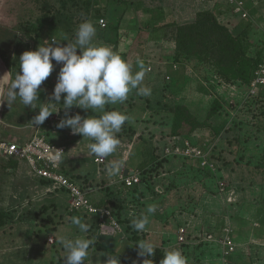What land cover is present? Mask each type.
Here are the masks:
<instances>
[{"label": "rangeland", "instance_id": "1", "mask_svg": "<svg viewBox=\"0 0 264 264\" xmlns=\"http://www.w3.org/2000/svg\"><path fill=\"white\" fill-rule=\"evenodd\" d=\"M42 1L0 0V40L4 41L3 37H6L5 45L0 48V80L9 73L11 75L5 88L10 87L16 74H21L19 57L23 52L35 51L40 46L67 47L75 44L79 24L85 20L91 21V17L85 16L84 13L64 10L58 0H52L50 3L56 16L55 27L51 30L46 27L42 40L35 43L25 38L19 29L41 14ZM124 2L127 3L126 7L123 5L118 7L120 12L117 17L121 18L112 21L108 27L109 20L106 17L107 27L104 30L96 28L93 43L98 46H110L132 65V75L141 70V61L146 69L147 63L149 64L151 71L145 72L141 85L151 76L154 87L161 88L160 94L155 93L151 96L155 108L156 101L165 102L164 106L158 109L162 112L157 120L170 124L175 105L186 106L189 112L203 123V127L195 130L190 138L198 142L204 137L207 144L210 141L212 150L208 158L215 163L216 171H206L207 169L198 166L196 161L179 155H165L164 150L163 152L158 150L155 154L156 161L149 166L148 174L145 176L147 186L141 180L135 188H125L121 183L117 184L121 197L127 195L142 199L139 204H135L136 214H147L149 204L157 205L156 212L148 214L149 224L145 229L147 232L135 231L131 227L132 217L125 212L121 215L119 210V214L117 213L119 216L115 213L114 216L117 217L113 219L118 223L120 231L113 236H102L98 232V222L92 223L86 219L88 215L71 211L68 199L61 190L41 183L40 179L34 177L27 164L17 162L15 168H10V162L0 156V210L8 214L6 224L0 228V264H65L67 252L60 243L61 237L96 238L94 245L89 249V258L84 264L107 263L109 256H117L120 264H143L146 257L138 255L137 246L133 252L129 246H124L123 253L113 251L115 245L112 247L113 250L104 248L105 244L111 242L107 239L120 237L135 244L140 240L153 242L151 239H156L159 246L155 249L160 253L165 255L167 251L179 249L188 261H192L189 264H193L200 263L196 262L198 261L196 259L200 261L203 254L198 248H193L192 252V247L201 243L202 237L208 235L212 238L210 242L204 243L212 250L210 254L215 256L214 254L219 253V258L208 259L215 262L218 260L217 264H226L229 256L242 252L245 256L253 253L252 261H258L257 264L264 261V240L258 241L257 238L259 234H264V226L259 227V221L264 220V166H259L264 164L261 159L264 150V99L248 98L246 86L241 85V92L237 97L230 94L228 86L236 85L237 81L227 83L219 76L218 71L223 69L227 75L229 68H224L222 58H218V51H208L202 56L194 53L184 60L179 57L178 63H183L184 69H172L176 45L173 41L174 27L171 26L193 22L197 11L202 10L201 2L207 3L209 0L191 2L189 0V4L195 5L192 7V14L188 16L185 15L188 8L186 0H124ZM107 3L110 4L109 8H114L115 3L110 0ZM218 3L220 6L212 10L206 7L204 10L214 12L225 10L227 14L218 16L217 20L227 27L228 34L234 37L246 29V23L250 22L251 26L248 27L246 35L240 39L245 53L250 57L256 56L261 50L259 43L264 40V0H244L250 15L248 20H242L238 15L232 14L225 0H219ZM162 7L170 10L163 12V18L161 15V21L158 20L166 25L146 29L142 20L143 15H146L145 10ZM203 31L204 29L197 28L193 30V35H202ZM81 51L82 49L77 47L76 54L80 55ZM62 66L63 62H60L59 66L53 65V71L49 76L52 93L53 84L57 83ZM176 66L179 67L178 64ZM229 72L232 73L231 70ZM178 73L183 74L182 80H178ZM49 85L42 83L39 86L36 108L22 105L17 98L13 110H10L6 91L0 93L2 131L11 133L15 131L14 126L25 132L22 139L30 138L29 124L39 114L40 105H44V99L47 97L44 89ZM141 85L137 87L140 88ZM15 91L18 92V89ZM162 92H166L165 95L162 96ZM163 97L169 99L165 100ZM217 104H223L224 108L209 116L210 109ZM94 112L103 114L99 110ZM52 120L56 122L55 119ZM206 125L220 129L223 134L220 133L215 139L213 131L205 127ZM157 128L169 131L164 126L157 125ZM158 129L153 130L156 135ZM152 147L153 141H140L133 154L147 159V155L150 157ZM143 150L146 155L142 153L139 155V151ZM77 163L82 166L81 168L86 164L85 167L91 174H96L98 170L99 163H94L92 157L86 156L83 162ZM68 164L67 166H74L75 159L69 157ZM219 193L222 195H218ZM217 195L221 197L218 198ZM134 201H138L137 198ZM118 206L122 205L119 203ZM131 208L132 205L129 208L126 205L125 210ZM73 217H79L82 222L89 225L87 233L81 232L78 226L72 223ZM222 221L225 228L230 227L233 230L238 227L246 234L244 236L246 240H236L235 234H232L231 241L235 245V250L225 257L222 244L219 242L224 229V226H220ZM240 221L245 225H239ZM180 227H184L189 236L186 237L184 244H179L177 240ZM248 230L250 231L247 232ZM223 235H226L225 231ZM50 238H53L52 242ZM251 238L256 242L251 241ZM248 244L255 246L254 249L250 251L246 247L242 248ZM259 247L261 250L258 254ZM94 255L97 256L96 260L91 262Z\"/></svg>", "mask_w": 264, "mask_h": 264}, {"label": "clouds", "instance_id": "2", "mask_svg": "<svg viewBox=\"0 0 264 264\" xmlns=\"http://www.w3.org/2000/svg\"><path fill=\"white\" fill-rule=\"evenodd\" d=\"M96 35V27L90 20L80 23L76 31V43L67 47L40 46L35 51H25L19 57L20 73L12 79L10 87L5 88L10 73L0 80V93L6 91L9 108L19 98V103L24 106L37 107L38 88L50 76L53 71L52 61L63 62L60 68L57 83L54 86L52 99L59 101L64 93V107L71 108L74 104L85 109L99 110L103 114L96 117L82 119L80 115L62 120L56 125L59 129L70 128L72 134L94 141L88 144L89 154L96 158H106L116 152L120 144L117 133L129 119L127 115L119 111H105L109 104L122 103L128 98L132 89L141 85L148 70L140 62L141 70L133 76L132 65L122 59L110 46L96 45L93 38ZM55 42V39H54ZM77 47L82 49L77 55ZM18 89V92L15 90ZM138 95L150 96L151 89L141 86ZM57 112V108L51 104L40 105L39 114L30 122L32 126H39L45 120ZM49 159L53 166H58L64 160L62 150L50 149ZM123 161H109L105 171L109 177L121 174ZM157 210L156 204H149L146 213L138 217L134 212L129 215L131 227L137 232H144L149 224V215ZM72 223L79 230L87 233L89 225L82 222L81 218L73 217ZM96 238H60L63 249L66 250L65 264H84L89 258V249L94 245ZM140 257L151 258L155 254V245L147 240L136 243ZM107 264H119L117 256H109ZM143 264H152L151 259H144ZM160 264H188V258L179 249L167 251Z\"/></svg>", "mask_w": 264, "mask_h": 264}, {"label": "crops", "instance_id": "3", "mask_svg": "<svg viewBox=\"0 0 264 264\" xmlns=\"http://www.w3.org/2000/svg\"><path fill=\"white\" fill-rule=\"evenodd\" d=\"M186 1H187V6L189 9L186 8V10L188 12L186 11L185 15L188 16V14H192V12H193L192 7L195 4H189L191 2V0H190V2H188L189 0H186ZM218 2H219V0H209V2H207V3L201 2V4H202L201 9L204 10L207 7L208 9L212 10L214 7L220 6ZM156 7H159V6H156ZM162 8L155 9V10H145L144 9L146 12V15L145 16L143 15L142 20L144 21V24L148 23L149 24L148 26H150L148 28L146 27V29L151 30V28L155 27V24H157V25L159 24L158 26H160L162 24L159 21H161V19L163 18V12L170 11V10H168V8H167V10L164 7H162ZM198 10H200V9H198ZM202 10H200V11H202ZM200 11H197V12H200ZM177 12H178V10H177ZM218 12L221 13V16L227 14L225 10H222V11L218 10ZM161 15H162V18H160ZM147 62H149V61H147ZM147 65H148V67H147L148 70L146 71V73L151 71V68L149 67L148 63H147ZM173 72H178V71H173ZM133 75H135V74H133ZM182 75L183 74L178 73V80L183 79ZM153 80H155V79H153ZM49 81L50 80L48 79L46 81V83H44V84L49 85L50 84ZM53 86H55V85L53 84ZM141 86L149 87L151 89V95L147 96V97L142 96V95H138L139 88L137 87L135 89H132V91L128 94V98L124 102L117 103V104H109V105L105 106V111H113V110L119 111V112L127 115L129 119L124 123L120 132L116 134L117 138L120 140V144L117 147L116 152L113 153L109 157L103 158L102 162H97L96 159H100V158H96V157L89 154L88 144L92 143L94 141L90 140L89 138L82 137L79 134H76V135L72 134L70 128L65 127L64 129H59L56 127V125L59 124L62 120H65L67 118H72L77 114L80 115L82 119H87V118H91V117L98 118L101 115L97 114L96 112L92 111L91 109H85V108L82 109L81 107L77 106L76 104H74L71 108L64 107V98H65L66 94L61 95V98L58 102L55 101L54 99H52V94H51L52 93V88H51L52 85L51 84L48 87L46 86L44 89L45 94H47L46 95L47 97H45V99H44V106L51 104L57 108V112L50 115L45 120V122L39 126H32L30 123L29 129H28L29 133L31 132V136L33 134L37 133V134L45 137L46 140H48L49 142L57 144V145H62L66 148L64 160L60 165V171L62 173H64L65 175L71 177L73 180H75L86 191L90 201L94 205L99 206L100 204L104 203L107 206H109V208H106V209H108L111 213V216L115 217V218H116V216H114V214L115 213L117 214L118 210H120L121 215L124 212L128 215L130 212H134L136 214L137 209H135L136 208L135 204H139L138 202H141V200H142L140 197H136L138 201H134L136 198H133L132 196H127V195L125 197H121L120 187L117 185L118 183H121L123 185V183H122L123 177L130 176L134 173H137L139 171L140 165L146 160L145 158L143 159V157L140 158V156H134V154H133L134 149H135L136 145L138 144V142H140L141 139H143V142H147V141L152 142L153 141L154 147H152V151H150V152H152L151 154H153L155 156V154L157 153L158 150H160V151L162 150V152H163V150H165L166 147H168L170 145L171 138L177 137V136H173V137L170 136V124L169 123H162L163 121L157 120V117H160L161 112H162L158 109L160 107H162V105L164 106L165 102L162 103V101L161 102L156 101V104H155L156 108H155V106L152 103L151 96L155 93L160 94L161 88L154 87L155 84L153 85V83L151 82V76H150V79L149 78L145 79L144 84ZM230 86H231L230 94L233 97H237V95L240 94V92H241L240 91L241 90L240 85L239 84H236V85L232 84ZM246 90L248 91L247 86H246ZM165 93L162 92V96L165 95ZM163 99H165V97H163ZM168 99L169 98H166L165 100H168ZM118 104L120 106H118ZM10 110H13V107L10 108ZM52 119H55L56 122H54ZM157 125L162 126V127L164 126V128H168L169 131L166 132L162 129L160 130L157 128ZM154 129L159 130L157 135L155 132H153ZM13 130H15V131H13L11 133H6L5 131H2V129L0 128V141L23 143L29 139V138L28 139H22V138H24L25 132L24 131L21 132L20 131L21 129H17L16 127L13 126ZM3 137H6V138L3 139ZM177 138H179V139H191V138H181V137H177ZM140 153L146 155L144 150H143V152L139 151V155H140ZM85 154H87V155H85ZM86 156L88 158L92 157L94 163H96V164L99 163V164H97L98 170H97L96 174H94V173L91 174L88 171V169H86V167H85L86 164H84V167L81 168L82 166L77 163V161L83 162L85 160ZM69 157H72L73 159H75L76 165L74 164V166L73 165L67 166ZM2 159H4V158H2ZM4 160H6V159H4ZM113 160L123 161V167L121 169V174L119 176L109 177L107 175L105 169H106L109 161H113ZM17 162H19V161H17ZM20 163H25V162L20 161ZM25 164H27V163H25ZM10 168H12L11 165H10ZM84 169H86V170H84ZM221 169H222V167H221ZM35 178H37V177H35ZM137 186L138 185H136L135 187H137ZM125 188H127V187H125ZM62 192L65 194L66 198L68 199L67 194L64 191H62ZM218 195H222V194L219 193ZM218 195H217V197H218ZM219 197H221V196H219ZM68 203H69V199H68ZM119 203L122 206H118ZM126 205H128V208L131 207V205H132L131 210H128V209L125 210ZM102 208H104V207H102ZM139 215H140L139 213L136 214L137 217ZM89 216H91V215L87 216V218H86L87 220H90L92 223H97V218L95 216L94 217H89ZM240 222L241 223L239 225H241V226L245 225L244 223H242V221H240ZM259 224H260L259 227H263L264 226V220L259 221ZM249 231L250 230H248L247 232H249ZM144 232H147V230H145ZM233 233L235 234L236 240H238V239L246 240V238L244 237L246 235L245 232L242 231L241 229H239L238 227L233 228L232 234ZM257 238L259 239L258 241L264 240V234H262V235L259 234L257 236ZM107 240L111 241L109 244L104 245V248L106 247L107 250H113L114 249L113 251H115V252L119 251L118 253H123L124 252V246L125 247L129 246V248L132 250V252L135 250V246H136L135 242L128 241V242H130V243H128L127 241H124L122 239V237H120L118 239L110 238ZM250 240L255 241L253 238H251ZM151 241H153L152 243L155 245V247L159 246L157 244L158 240H156V239L152 240L151 239ZM128 244H130V245H128ZM113 246H114V248L112 249ZM244 247H246L248 250L251 251L254 249L255 246H251L248 244V245H244L242 248H244ZM260 250L261 249L259 247L258 254L260 253ZM98 252H100V251H98ZM242 253H238V254H240L239 256H238V254H236V255H233L231 257H228L226 264H257L258 261H254V262L252 261V260H254V257H252L253 253L250 254L249 256L248 255L245 256ZM256 256L258 257V255H256ZM96 257H97L96 255L92 256L91 262H94L96 260ZM97 264H99V263L97 262ZM100 264H107V263L101 262ZM134 264H136V263H134ZM258 264H264V261H262V262L259 261Z\"/></svg>", "mask_w": 264, "mask_h": 264}, {"label": "trees", "instance_id": "4", "mask_svg": "<svg viewBox=\"0 0 264 264\" xmlns=\"http://www.w3.org/2000/svg\"><path fill=\"white\" fill-rule=\"evenodd\" d=\"M51 1L52 0H43L41 5V10H42L41 14L34 21L27 22L20 27L19 32H21L25 36V38L33 40L35 43H39L42 40L44 29L46 27H49L51 30V28L53 29V27H55L56 16L55 13L52 12V5L50 3ZM108 1L109 0H103V1L102 0H96V1L95 0H58V2L62 4V8L64 10L75 11V12L79 11L81 13H84V15L87 17H91V21L92 22L95 21L94 25L97 29H102L98 25V20L100 18L105 19L107 17L109 20L108 27H110L112 21L121 18V17H117L118 13L120 12V10H118V7L122 5L126 7L127 5V3L124 2V0L123 1L110 0L112 1V3L115 4H113L114 8L113 7L109 8L108 6L110 4L108 5L107 3ZM193 1H198V0H193ZM220 15L221 13L219 12H214L211 10H202L196 13L193 22L181 24V25L174 24L171 26V28L174 27L173 41L176 45V52H175L173 64L179 65V67L176 66V69L177 68L184 69L185 65H183V63L181 62L178 63L179 57H182L184 60L189 58L190 55L194 53L198 54L199 56H202V55H206V52L208 51H213V52L218 51L217 53L219 56L218 58H222L223 61L222 64H224V68L225 67L229 68V70H231L232 72L230 73L229 70H227V75H226V72L223 69L221 71H218L219 76H221L224 79L223 81L227 83H229L230 81H237V84L248 87L255 68L260 63L262 57L264 56V50H263L264 40L262 43H259L261 45L260 52L256 56H251V57L248 56L245 53L246 51L243 48V45L241 44L240 38L246 35L247 29L249 26H251V23L250 22L246 23L247 24L246 29H244L239 33L241 36H239L238 34L234 37V35L228 34L227 27L222 25L217 20L218 16ZM148 25H149L148 23L145 24V28L149 27ZM165 25L166 24L162 23L161 26L156 25L155 28L162 26L164 27ZM106 27H107V22H106ZM105 28H103L102 30H104ZM197 28L204 29L203 34L201 33L203 37L202 35H197V34L193 35V30H196ZM224 33H226L225 34L226 36L225 35L221 36V34ZM222 37L225 38L222 39ZM5 38L6 37H3L4 41ZM4 41L0 40V48L5 45ZM220 55H222V57ZM52 64L54 66L60 65V63H57L54 60L52 61ZM48 79L49 77L47 78V80ZM47 80H45L43 83H46ZM255 98L257 100L264 99V87L257 88ZM222 105L217 104L214 106V108L212 107V109H210L209 111V116L214 115V113L224 108V106ZM202 127H203V123H200L189 112L186 106L180 104L175 105V108L172 111V119L170 121L171 137L177 136L181 138H190L195 130L201 129ZM205 127H209V125H206ZM209 128L210 130L213 131L214 133L213 135L215 139L217 136L220 135V133H222V131L218 128H211V127ZM226 133L228 134L229 131H227ZM235 140L237 139H232V141ZM141 141H143V139H141ZM204 142H207V139L203 137L198 143L202 144ZM208 143L210 144V141H208ZM261 159L264 161V150ZM8 161L10 162L12 168H15L17 166V161L15 160H8ZM155 161H156V157L150 152V157L149 155H147V159L140 165L139 171L137 173H139V177L142 183L146 184L145 176L148 174L149 166H151ZM262 165L264 166V164H260L259 166L263 167ZM206 171H210V170L207 169ZM40 180L41 183L48 184L47 181H44L42 179ZM136 185H134L131 188H135ZM98 207L109 208V206H107L104 203L100 204ZM7 216H8L7 212L0 210V228L6 224ZM222 225H223V221L221 222L220 226ZM231 231L233 232L232 229ZM194 246L192 247V252H193V248H198L203 254V257H201L202 259L200 261L199 259H196L198 260L196 262H200V263H193V264H217L218 260H216L215 262L213 261L215 260L213 258L215 257L219 258L218 257L219 253L214 254L215 256L211 255L212 250L209 248L208 244L201 242ZM209 257L212 258L213 260L208 259ZM163 258L164 255L160 253L158 249H155L154 256H152L151 258L146 257V259H152V264H160V261ZM189 262L192 261H188V264Z\"/></svg>", "mask_w": 264, "mask_h": 264}, {"label": "built area", "instance_id": "5", "mask_svg": "<svg viewBox=\"0 0 264 264\" xmlns=\"http://www.w3.org/2000/svg\"><path fill=\"white\" fill-rule=\"evenodd\" d=\"M225 3L231 10V13L238 15L240 19L248 20L250 18L244 0H225ZM98 25L102 29L105 28V19L100 18L98 20ZM173 69H176V65L173 66ZM228 87L231 89L230 85ZM261 87H264V56L253 72L248 86V98H254L257 88ZM198 142H194L192 139H179L173 137L170 140V145L164 150V153L165 155L173 154L191 159L198 162L200 167L215 172L216 165L208 158L212 150V145L205 142L199 144ZM50 149L62 150L66 153V148L64 146L51 143L46 140L45 137L37 133L33 134L23 143L0 141V156L2 158L27 163L35 177L47 181L54 189L64 191L68 196L71 211L95 216L97 218L99 224L98 232L100 235L113 236L120 231L119 225L111 216L110 211L106 208L94 205L90 201L86 191L75 180L60 171L61 163L58 166H53V163L49 159L51 154ZM96 161L102 162V159H96ZM122 183L127 188L139 184V173L123 177ZM224 231L226 235H223ZM231 236V228H225L224 225L222 239L219 240L222 244L224 257L231 255L235 250V245L231 241ZM186 237V229L180 227L177 235L178 243L184 244ZM211 238L210 235L202 237L200 242H210ZM52 241L53 238H50V242Z\"/></svg>", "mask_w": 264, "mask_h": 264}]
</instances>
